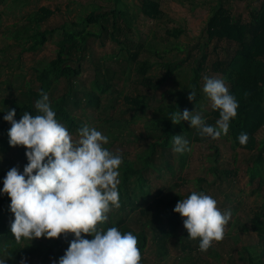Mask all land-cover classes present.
Wrapping results in <instances>:
<instances>
[{
  "label": "trees",
  "instance_id": "trees-1",
  "mask_svg": "<svg viewBox=\"0 0 264 264\" xmlns=\"http://www.w3.org/2000/svg\"><path fill=\"white\" fill-rule=\"evenodd\" d=\"M6 1L0 0L1 3ZM14 1L27 3V0ZM259 1L258 6H252L253 0H247L242 7L240 6L241 0H216L210 9L204 29L196 38L199 41L196 40L193 47L188 50L184 49L181 43L171 45L168 41L169 36L178 38L184 34V30L180 28L166 31L164 39L166 47L162 49L157 48L156 42L147 44L143 54L155 56L161 60L158 66L163 71L158 78L152 73V64L146 60L138 61L139 55L128 52L129 49L126 45L114 35L121 31L117 26L119 19L130 31L132 26L130 18L133 21L137 18V12H132L128 16L125 0H89L88 5L92 10L81 17L78 23L76 21L69 22L59 7L55 9H50L49 6L41 7L28 14L25 18L26 24L15 30V36L24 40V47L20 50L17 58L12 61L13 64L20 60L24 52L36 53L46 43L57 39L54 42L56 48L52 59L44 65L37 63L32 66L31 80L25 76L22 77V86L18 89L17 97L13 100L6 98L0 102L4 108L11 103V108L16 110L14 119L17 121L22 118L25 112L37 114L35 103L42 98L41 93L43 92L49 95L58 121L67 128L72 136L77 135L78 130L87 125L82 122L81 118L73 114V111L77 110L81 112L83 118L90 117L93 123H98L96 129L111 139L121 135L127 126L124 120L101 117L104 99L111 98L109 103L114 104L122 96L123 103L138 114L147 109L150 101L160 90L166 85L172 84L177 94L175 104H162L156 109L155 117L145 124V126L153 128L151 131L146 130L139 134L129 133L135 139L130 142L147 141L146 147L139 152L135 161L122 158L118 186L120 207L114 218L109 217L105 223L98 225V228L102 230L111 227H117L119 230L122 225L126 224L124 233L131 232L138 239V248L141 252L140 264H145L144 253L148 249L149 242H152L157 248L155 261L162 262L166 258L165 245L171 239H176L179 236L182 217L174 212V208L182 199L180 196H174L167 200L162 198L156 200L158 210L152 216L151 221L146 220L140 223L133 219L139 228L138 232L130 228L132 223L127 222L131 221V214L138 209L136 206L138 199L142 197L141 200H144L149 196V193L140 192V183L144 184L145 182L144 175L152 172L157 163L166 165L172 171L168 161L169 156H167L171 155V149H173L172 136L184 135L191 143L192 133L185 121L173 124L171 115L178 110L183 112L186 102L189 101L190 92L196 94L195 100L190 102L198 104L197 98L200 97L201 90L199 82L205 77L224 79L230 93L237 99L238 113L230 122L228 133L231 134V142L234 146L247 151L245 162L249 183L253 184L254 181H257L260 188L264 186V139H258L259 133L264 130V0ZM138 2L139 5L136 7L140 13L154 20L161 19L162 13L158 3L150 0H138ZM233 2H236V9L239 7L244 9L246 19L241 17L242 15L239 16V13L235 15L231 12ZM52 16L60 18L50 21ZM108 25L113 27L110 36L114 50L127 51L128 58L124 59V64L119 63L123 68L118 72L112 65H103L102 63H96L89 72L84 68V64L89 60H95V44L100 42V47H104L102 36L109 32ZM221 43H226L227 47L223 49L222 53L213 52L214 57L209 59L208 54H212L209 53L210 49H213L212 45L215 50ZM9 47L11 49L12 45ZM193 48H196L198 53L191 54ZM173 50L179 53L185 52V57L183 59L168 58V52ZM115 53L110 59L118 61V54ZM185 63H191V67L180 71ZM13 64L10 65V68L13 67ZM86 74L90 75L92 79L86 77ZM115 80H122L133 92L123 96V90H117ZM138 87H141L143 91H140ZM114 94L117 95L115 98L112 97ZM110 107L114 108L113 105ZM5 114L4 111H1L0 121L6 125L0 129V134L3 133L6 140H9L8 131L11 124L4 121ZM132 119V121L141 120L136 115ZM205 119L208 124L215 125L219 119V110H214L211 107ZM91 127H95V124H92ZM242 133H247L249 137L244 145L239 142V136ZM221 138L227 140L223 135ZM6 143H0L1 152L10 150L9 141ZM213 148L216 149V153L211 155L210 173L213 175L214 181H217L220 176L215 165L219 164L220 156L219 149ZM26 151L25 149L18 150L20 159L18 163L10 165L6 170L0 168V190L3 189V180L11 168L18 167L21 172L23 171L24 166L28 163L25 156ZM187 153L188 151L181 154V166L186 163ZM222 173L223 176L229 177L232 173L231 167ZM203 182L205 181H198L199 184ZM199 192L208 193L202 186H200ZM215 193L216 191H214V195ZM10 203V198L7 195L0 194V249L7 248V255L0 252V257L5 258L7 264H20V261L26 258H30L33 261L32 264H58L62 257V249H68L70 242L74 239V234H68L70 240H66L64 244L59 238L45 241L41 245L40 251L42 252L37 255V249L22 247L26 240L19 243L15 241L11 232L14 214L10 211ZM142 213L151 215V212L148 211H142ZM5 215L10 217L9 221L4 220ZM250 228L256 233L258 244L256 247H242L239 254L242 252L248 254L247 264H264V205L250 219ZM85 238L91 240L93 237L89 235ZM34 257H37V260H34ZM241 258L244 259L243 256Z\"/></svg>",
  "mask_w": 264,
  "mask_h": 264
},
{
  "label": "rangeland",
  "instance_id": "rangeland-1",
  "mask_svg": "<svg viewBox=\"0 0 264 264\" xmlns=\"http://www.w3.org/2000/svg\"><path fill=\"white\" fill-rule=\"evenodd\" d=\"M89 0H27V3H20L14 0H7L5 3L0 2V102L4 99L13 100L17 97L18 89L22 83V77H26L31 80V67L37 63L46 64L49 62L55 54V44L57 39H54L46 43L40 50L36 53L24 52L21 55L20 60H17L15 64L12 61L17 58L20 50L24 47V40L15 36V30L20 29L26 24L25 18L28 14L33 11L38 10L41 7L49 6L50 9H55L59 7L60 10L64 12V16L69 22L76 21L77 23L87 15L92 8L89 7ZM127 2V14L131 15L132 12H137V18L131 21V30L129 31L122 20L117 21V26L120 33L114 34L119 37L121 43L126 45L131 54H138V61H148L152 64V73L158 78L162 75L161 68L158 64L161 60L155 56L144 55V49L146 45L156 42L157 48L162 49L166 47L165 45V33L171 29H183L184 34L180 35L178 38L169 36V43L182 44L184 49H189L193 47V43L199 39H196L204 29L205 24L210 15V9L215 4L216 0H150L159 4L162 17L161 19L154 20L145 16L137 10L136 5H139L138 0H125ZM247 0H241L240 6L244 7ZM253 0L252 6H258L260 1ZM98 3H101L98 1ZM231 12L239 13V16L247 18L244 15V9H236V2H233ZM59 16H52L50 21L59 19ZM15 25V27H14ZM109 31H113V27L109 26ZM20 37V36H19ZM104 47H100L99 44H95V60H89L84 64V68L89 72L95 67L96 63L110 64L118 72L122 70V66L119 63L124 64V59L128 58L127 51L119 52L114 50V44L111 43L109 37L103 39ZM11 49H9L11 46ZM26 46V45H25ZM227 47L226 43H221L214 50L210 49L208 54L209 59L214 57L213 52L222 53L223 49ZM118 54V61L110 59L114 54ZM198 53L196 48L191 50V54ZM168 58L173 59L175 57L183 59L185 57V52L179 53L176 50L169 51ZM13 64L12 68L10 65ZM191 67V63H185L180 71H185L186 68ZM150 74V73H149ZM211 74V73H210ZM90 80L92 77L86 74ZM137 77H140L137 75ZM218 78V77H217ZM117 84V90H123V96L129 95L133 90L130 89L128 84H125L122 80H115ZM130 84V83H129ZM201 90L199 92L200 97L197 98L198 104H192L190 101L186 102L185 109L189 112H194L195 114H200L202 117L206 118V114L209 113L212 107L211 100L203 91L204 79L199 82ZM88 86V85H87ZM228 86V85H227ZM36 89H38L36 87ZM140 91H143L141 87H138ZM105 96V95H104ZM117 95H112L115 98ZM177 94L172 86V84L166 85L162 90H160L155 98L150 101V105L147 109L141 113L133 109L131 110L127 105L123 103V97H119L118 101L114 104L109 103L111 98H106L103 100V109L101 111V117L111 119L117 118L124 120L126 122L125 128L121 135L115 138L109 139V142L105 147H107L112 153L122 156L132 161L136 160L139 152L146 147V142H130L135 140L132 135L146 132V130H152L151 126H145V124L155 117V111L157 108L161 107L162 104H175V98ZM11 103H9L6 108H4L0 103V116L1 111H6V109L11 108ZM113 105L114 108L110 107ZM73 114L81 118L82 122L86 123L89 127L95 124L94 128L98 127V123H93V120L89 117L86 118L82 116L80 111L74 110ZM136 115L140 117L141 120L132 121V117ZM100 116V114H99ZM187 127L192 133V141L190 144V150L187 153V159L184 166H181V154H177L171 149V155H167L168 161L171 164L172 171L161 163H157L155 168L148 174H145L144 184L140 183V192L149 193V196L141 200L138 199L137 211L132 213L131 221L127 223L130 224V228L135 229L137 232L139 228L136 226L133 219L140 221V223L146 220L151 221L153 215L156 214L158 208L156 207V200L159 199H170L174 196H180L182 199L187 198L191 192H199L200 186L208 191L207 195H210L217 201L218 208L223 212L230 210L232 213L231 220L225 227V235L221 241H214L210 250L206 252H201L199 250V239L193 240L188 238V233L184 228L183 218L181 221V227L179 230V236L176 239H171L168 244L165 245L166 248V258L162 262H156V246L152 243H148V249L144 253V263L145 264H247L248 254L242 252V247L248 246L256 247L258 244L257 235L250 228V219L255 213L259 212L261 207L264 205V186L259 187L257 181L253 184L249 183L248 173L245 158L247 157V151L244 149L234 146L231 142V134H222L227 140H223L221 136L217 139H211L210 137H202L196 128H191L189 122L185 121ZM208 123V121H207ZM129 124V125H128ZM6 124L0 121V129ZM77 135H73L76 138ZM0 143L8 142L3 133L0 134ZM109 138V137H108ZM258 139H264V130H262ZM7 145V143H6ZM10 146V145H9ZM217 147L219 149V164L215 165V168L219 170L218 174L220 178L214 181L213 175L210 173L212 167L211 155L216 153ZM25 149L22 146L12 147L7 152L0 151V168L5 170L10 167V165L18 163L20 159L18 158V150ZM26 150V149H25ZM231 167L232 173L229 177L223 176L225 170ZM203 180L205 182L199 184L198 181ZM214 191H216L214 195ZM118 208L113 207L109 212L108 216L114 218L117 213ZM142 211L151 212L142 213ZM4 220L9 221L10 217L8 215L4 216ZM127 225H122L119 230L124 233ZM150 236V234H149ZM75 238V237H74ZM61 243H65L66 240L70 238L64 235L59 237ZM50 239L41 237L39 239H34L32 241L26 240L22 244L24 248H35L37 249V255L40 251L41 245L45 241ZM38 243V244H37ZM67 249H62L61 255L65 254ZM243 256L244 259L241 258ZM37 260V257L33 258ZM30 258H26L20 261V264H32Z\"/></svg>",
  "mask_w": 264,
  "mask_h": 264
},
{
  "label": "clouds",
  "instance_id": "clouds-1",
  "mask_svg": "<svg viewBox=\"0 0 264 264\" xmlns=\"http://www.w3.org/2000/svg\"><path fill=\"white\" fill-rule=\"evenodd\" d=\"M110 35L111 31L102 37L111 39ZM203 91L213 109L219 110L215 125L188 109L173 113L171 122L187 121L202 137L217 139L228 133L239 103L224 79L205 77ZM195 96V92H190L189 101L195 100ZM41 97L35 103L37 114L25 112L17 121L16 110L6 109L3 117L11 124L10 146L27 150L28 163L23 171L11 168L0 190L11 201L10 211L14 214L11 232L15 241L74 234L58 264H140L141 252L135 235L122 233L117 227L98 228L109 219L113 207H120L122 156L105 147L109 138L94 127L83 126L74 138L58 121L49 95L42 92ZM248 138L247 133H242L240 144H246ZM172 145L177 154L190 150L184 135L172 136ZM174 212L183 218L188 238L199 239L201 252L223 239L232 216L230 210L222 212L218 208L216 199L197 191L180 199ZM89 235L93 237L91 240L85 238ZM0 252L7 255V248ZM0 264H7V260L0 257Z\"/></svg>",
  "mask_w": 264,
  "mask_h": 264
}]
</instances>
